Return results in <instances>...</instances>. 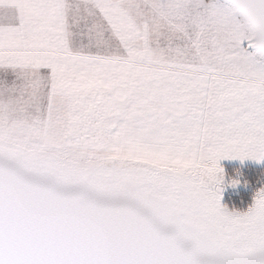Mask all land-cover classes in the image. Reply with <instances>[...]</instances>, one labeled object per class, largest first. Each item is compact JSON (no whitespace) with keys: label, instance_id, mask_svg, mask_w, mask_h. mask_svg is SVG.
I'll list each match as a JSON object with an SVG mask.
<instances>
[{"label":"snow or ice","instance_id":"6c2138e0","mask_svg":"<svg viewBox=\"0 0 264 264\" xmlns=\"http://www.w3.org/2000/svg\"><path fill=\"white\" fill-rule=\"evenodd\" d=\"M0 264H264V0H0Z\"/></svg>","mask_w":264,"mask_h":264}]
</instances>
